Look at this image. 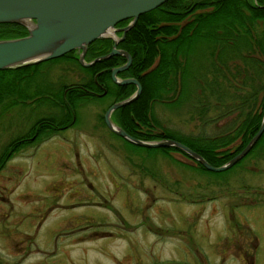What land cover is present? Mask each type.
I'll use <instances>...</instances> for the list:
<instances>
[{"label": "rangeland", "instance_id": "374dc122", "mask_svg": "<svg viewBox=\"0 0 264 264\" xmlns=\"http://www.w3.org/2000/svg\"><path fill=\"white\" fill-rule=\"evenodd\" d=\"M193 14L189 12L179 23L184 24ZM210 51L204 41L191 49L190 64L198 75L205 72L209 77L215 71L212 59L216 57ZM237 62L247 70L234 78L232 73L237 71L225 69L237 87L230 86L222 100L217 101L216 94L209 92L210 83L199 79L197 85L196 78L190 83L194 91L181 102H153L157 121L153 128L210 137L233 135L245 116L241 114L260 109L264 93L259 91L260 78L244 84L240 81L244 73L254 71L242 59ZM85 70L62 58L34 69L30 82L18 80V89L13 86L16 94L0 90V99L7 100V105H0V151L36 116L28 100L32 98L21 97L22 93L51 89L49 95L56 90L48 85L88 79ZM12 100H17V105L10 104ZM111 100L93 96L83 101L75 123L65 131L69 142L62 143L55 136L41 145L47 150L16 152L5 158L0 167V264H264V138L235 165L205 170L177 150L136 145L112 134L102 118ZM90 134L101 137L92 139ZM239 141L235 137L217 150H232ZM95 145L99 148L91 159L89 151ZM78 160L113 166V211L123 214H93L101 220L94 229L113 235L94 239L93 235L84 242H73L76 236H55L61 217L108 211L66 207L80 200L70 198L75 195L71 189L81 185ZM70 180L75 185L57 194ZM116 183L121 187L114 188ZM138 185L151 195L137 190ZM51 205L55 206L49 209ZM145 216L149 217L144 221ZM28 243L32 249H27Z\"/></svg>", "mask_w": 264, "mask_h": 264}, {"label": "trees", "instance_id": "16d2710c", "mask_svg": "<svg viewBox=\"0 0 264 264\" xmlns=\"http://www.w3.org/2000/svg\"><path fill=\"white\" fill-rule=\"evenodd\" d=\"M189 3L187 2V6ZM184 4L185 0H166L161 5L141 13L132 27L126 30L124 38L118 41L117 46L126 49L133 58L128 68L118 71L117 75L137 78L142 88L136 99L116 108L113 111V116H116L119 119L118 122L133 136L143 139L175 138L192 147L212 164L220 165L240 151L257 131L264 113V93L260 101V109L255 110L254 113L241 114L245 116L234 128V134L229 132L223 137L184 134L169 128L156 131L153 128L157 121L152 113V104L155 101L166 102L169 105L181 102L184 97L190 95L191 91H194L190 83L196 78L197 85H199V79L210 83L207 86L209 92L216 94L217 101L222 100L225 94L228 95L230 86L237 87L234 80L235 74L247 70L244 68L245 66L240 67V62H237V59H242L254 71L252 74L244 73L240 81L244 84L248 83L247 81L252 82L260 78L259 91L263 90L264 92V0H197L196 6L193 8H196L193 16L191 15L184 24H180L179 21L185 18L187 13L184 11L187 7ZM208 5L211 6L210 10L206 9ZM126 22L127 19L117 24ZM27 32L26 27L20 23L0 22V38L21 36ZM117 34L121 35V32H117ZM199 41L209 43L210 53L212 57H216L212 59L213 67L216 66L215 71L210 72L209 77L205 72L198 75V72H194L195 69L190 64L192 55L190 51ZM111 44V37L94 39L87 46L85 58L91 60L106 53L111 49ZM255 53L256 55H253ZM62 58L75 61L79 67L86 69L85 71L90 77L82 84L96 90L101 89L99 84L103 85L107 89L103 96L113 99L110 103L121 100L136 89L134 83H115L110 74L112 67L124 63L127 57L121 54L111 55L97 60L92 65L83 66L78 59V49H73L61 56L54 57V59L50 58L15 67H2L0 69V90L5 89L7 93L12 91V94H16L15 91L20 84L16 83L18 80L30 82L29 78L33 76L34 69L46 62L58 61ZM232 68L237 73H232L235 76L231 80L228 71L231 72ZM99 69L104 70L95 77V73ZM23 85L27 87L26 84ZM13 86H16L17 89ZM72 89L80 91V94L67 96L68 99L76 98L79 101L96 97L92 92H84L79 88ZM49 90L51 89L43 91L38 88L32 92L33 94L21 92L20 96L24 98L36 96L38 99L63 98L55 90H53L54 93L48 95ZM199 112L202 110L200 109ZM262 133L254 145L262 141L264 131ZM235 137H239L240 141L232 150L229 147L217 150L218 147L234 141ZM159 148L165 151L177 150L187 157H191L181 148L174 146ZM253 148L254 146L248 153ZM194 161L199 167L207 170L198 161Z\"/></svg>", "mask_w": 264, "mask_h": 264}, {"label": "water", "instance_id": "95a60500", "mask_svg": "<svg viewBox=\"0 0 264 264\" xmlns=\"http://www.w3.org/2000/svg\"><path fill=\"white\" fill-rule=\"evenodd\" d=\"M164 1L166 0H0V22L20 23L28 31L21 36L0 38V69L54 59L73 49H78L79 62L84 66L113 54H121L127 57L126 61L113 66L111 76L119 84L134 83L136 89L107 107L104 120L108 129L134 144L181 148L209 170L226 169L245 156L263 134L264 113L261 124L246 145L220 165L212 164L192 147L175 138L143 139L133 136L110 118L113 110L136 99L142 88L137 78L117 75L118 71L128 68L133 57L127 50L116 47V43L124 37L125 31L132 27L141 13L161 5ZM128 18L130 20L126 25L116 26V23ZM119 30L122 31V36L117 35ZM103 37L114 40L112 49L91 60L85 59L88 44Z\"/></svg>", "mask_w": 264, "mask_h": 264}, {"label": "flooded vegetation", "instance_id": "af4514ba", "mask_svg": "<svg viewBox=\"0 0 264 264\" xmlns=\"http://www.w3.org/2000/svg\"><path fill=\"white\" fill-rule=\"evenodd\" d=\"M187 2L188 3L190 2L188 6H187ZM196 3H197V0H185V4L187 7H185L184 11L187 12L186 16L189 14V12L193 13V11L196 10V8L193 9L196 6ZM129 20L130 19H127V22L124 24H116V26L123 27L129 22ZM117 32H121V35L119 36H122L123 33L121 30ZM113 43H114V40L112 39V44L110 46L111 49H112ZM117 44H118V41L116 43V47H118ZM102 70L104 69L97 70V72L95 73V77ZM110 74H111V71H110ZM82 82L84 81H81L77 85L75 84L67 85L66 83H62V84H52V85L47 86L48 88L55 87L54 90L58 91L59 94L63 96L62 99H59V98L28 99L30 100L31 103H33L30 106H31V113H33L32 115H36L34 117V121L24 132H21L20 134L14 136L6 145H4V147H2L0 151V167L5 161L7 154L10 156L16 152H24V151H29V152L37 151L38 152V150H41V149L47 150L48 147L44 148V146H41V145H43L45 142H47L52 137L58 136L61 139L62 143L69 142L67 140L68 139L66 136L67 133L65 131L69 127H71L73 123H75L74 121L76 119V113L77 111L80 110L79 108L83 107L82 102L85 101V100L77 101L76 98L68 99L67 96H74L73 94H80V91H75L72 88H79V89H82L84 92L86 91L92 92L97 97H102L103 94L107 91V89H105V87L101 84H99V88L101 89L96 90V89L91 88L90 86L83 85ZM18 101L20 102L19 99ZM18 101L12 100L10 104L12 103L15 106L17 105ZM6 103H7V100H5L4 98L0 99V105H4V104L7 105ZM110 104H108L107 107ZM102 118L104 120V113L102 115ZM110 118L111 120L118 123L124 128V126L118 122L119 119H117L116 117H113V111L110 115ZM105 121L106 120H104V123L106 124ZM110 132L112 134L114 133L112 130ZM114 134L118 135L116 133ZM90 135H91L90 138L92 139L94 138L98 139L101 137V136L97 137L95 134L94 135L90 134ZM98 148L99 147L96 145L91 148V150L89 151L90 157L92 156V154L95 153L96 150H98ZM75 152L77 153L76 156H79L80 152L78 151H75ZM77 163H78L76 164L77 169H79V173H81L80 174L81 175V179H80L81 185L79 186V188L73 189L72 187L75 184H73V180H70L67 182L68 183L67 185H62L60 187L61 189L60 191L57 192V194H62L61 193V191L63 190L62 188H69V189L72 188L71 193H74L75 195L71 196L70 198L75 197V198H79L80 200L71 201L68 203V205H71V206H66V207H74L78 205L82 207H102V208L108 209V211L107 212L106 211L105 212L104 211L103 212L102 211L100 212L83 211L82 213L81 212L77 213V215H69L63 218L61 217L60 222H59L60 227L57 228L58 232L56 233L55 236H57V238L61 237L62 239L68 236H76V238L73 239L74 240L73 242H84L88 239V237H92L93 235H94L93 239L113 235L114 233H111L110 231L99 232L97 229H94L95 226L101 224V220L100 219L96 220L95 217L93 216V214H123L120 211H113V203H114L113 202V193H114L113 192V183H114L113 182V172H114L113 166L107 167V165H109L108 163H106L105 165L104 163L95 162V161L94 162H80L78 160ZM117 187L118 188L121 187V184L116 183L114 185V188H117ZM136 188L137 190L139 189L143 191L147 196L151 195L150 190L146 188L142 189L141 185H138ZM71 193L69 192V194ZM152 199L154 200L153 197ZM103 202L105 204H103ZM55 203L59 204L60 202L55 200ZM54 206L55 205H51L49 209L53 208ZM143 211H144V214H146L145 212L147 211L145 209ZM148 217L149 216H145L144 221ZM74 234H77V235H74ZM30 241H32V238L30 239ZM17 243L19 242H16L15 245H18ZM26 246H27V249H32L30 248L31 247L30 243H28ZM38 248L40 247L38 246ZM162 264H177V263L164 262ZM178 264H188V263L182 261V262H179Z\"/></svg>", "mask_w": 264, "mask_h": 264}]
</instances>
